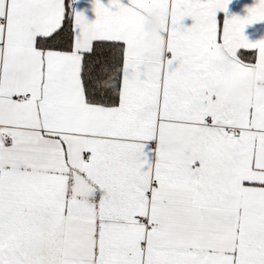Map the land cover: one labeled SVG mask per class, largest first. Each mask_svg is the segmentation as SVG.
Wrapping results in <instances>:
<instances>
[{
	"label": "snow or ice",
	"instance_id": "snow-or-ice-1",
	"mask_svg": "<svg viewBox=\"0 0 264 264\" xmlns=\"http://www.w3.org/2000/svg\"><path fill=\"white\" fill-rule=\"evenodd\" d=\"M90 3L0 0V264H264V0Z\"/></svg>",
	"mask_w": 264,
	"mask_h": 264
},
{
	"label": "crops",
	"instance_id": "crops-1",
	"mask_svg": "<svg viewBox=\"0 0 264 264\" xmlns=\"http://www.w3.org/2000/svg\"><path fill=\"white\" fill-rule=\"evenodd\" d=\"M104 2L106 3L107 0H104ZM255 2L256 0H231V3L229 4V13L244 16L247 14L246 9L251 7ZM74 6L77 10L84 11V14L90 21L95 19V14L91 10L90 0H76V4ZM220 15L223 17L224 14L221 13ZM154 21L159 23L157 14L155 12H149L146 23L141 27V31L144 33L145 39H151V37L156 34V32L149 34L147 31ZM185 23L190 24V19H186ZM245 35L252 41L264 39V22H258L253 25L246 26ZM220 68L221 70H227L226 66L223 64L220 65ZM260 86L264 88V82H262Z\"/></svg>",
	"mask_w": 264,
	"mask_h": 264
},
{
	"label": "trees",
	"instance_id": "trees-1",
	"mask_svg": "<svg viewBox=\"0 0 264 264\" xmlns=\"http://www.w3.org/2000/svg\"><path fill=\"white\" fill-rule=\"evenodd\" d=\"M100 66H96L93 69V86L101 87L99 94L103 95L104 87L108 86L111 82V77L116 71V62L113 59H109L108 62L104 63V58H100Z\"/></svg>",
	"mask_w": 264,
	"mask_h": 264
},
{
	"label": "clouds",
	"instance_id": "clouds-1",
	"mask_svg": "<svg viewBox=\"0 0 264 264\" xmlns=\"http://www.w3.org/2000/svg\"><path fill=\"white\" fill-rule=\"evenodd\" d=\"M159 30V23L154 21L153 24L147 29L149 34L155 33Z\"/></svg>",
	"mask_w": 264,
	"mask_h": 264
}]
</instances>
